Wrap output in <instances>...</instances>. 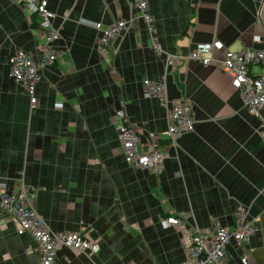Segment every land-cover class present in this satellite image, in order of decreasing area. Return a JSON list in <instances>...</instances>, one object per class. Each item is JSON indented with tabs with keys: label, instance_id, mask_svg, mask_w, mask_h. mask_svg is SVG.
Returning <instances> with one entry per match:
<instances>
[{
	"label": "crops",
	"instance_id": "obj_1",
	"mask_svg": "<svg viewBox=\"0 0 264 264\" xmlns=\"http://www.w3.org/2000/svg\"><path fill=\"white\" fill-rule=\"evenodd\" d=\"M261 1L148 0L149 32L130 0H48L59 57L39 70L31 109L7 60L19 50L41 57L38 17L19 0H0V182L11 191L22 179L51 232H75L99 246L90 257L62 247L58 264H181L193 228H231L238 207L254 232L245 249L227 246L225 264L243 256L264 264V106L251 115L219 68L189 58L166 65L167 56H186L201 42L250 47L252 35L264 37ZM119 20L127 27L97 47L93 25ZM145 79L164 85L167 102L143 97ZM176 99L188 104L193 129L169 141L165 108ZM118 110L143 148L157 143L165 154L159 172L124 161ZM17 229L0 208V264H39L33 238Z\"/></svg>",
	"mask_w": 264,
	"mask_h": 264
},
{
	"label": "built area",
	"instance_id": "obj_2",
	"mask_svg": "<svg viewBox=\"0 0 264 264\" xmlns=\"http://www.w3.org/2000/svg\"><path fill=\"white\" fill-rule=\"evenodd\" d=\"M130 2L142 18L146 29L152 32L153 18L149 14L148 0H130ZM19 4L24 10L34 12L38 17L39 41L36 44V52L41 57L35 60L33 55L19 50L8 57L7 63L9 76L28 94L29 106L32 109L37 104L35 85L39 79V70L53 65L59 57V53L52 47L59 33L52 25L53 13L48 8V0H19ZM263 11L264 0L261 1L259 12ZM126 27L127 23L123 20L108 26L95 23L93 28L99 32L96 46L104 48ZM250 39L251 46L241 51L224 49L223 44L217 40L201 42L195 44L186 56H167L166 65L172 68L175 59L189 58L203 66L219 68L229 78L231 87L238 91L242 105L251 115L259 116V111L264 106V37L254 34ZM149 45L156 54L161 53L153 37ZM252 67H258L259 72L252 73L250 70ZM142 93L144 98L155 97L159 102H167L165 87L161 82L143 80ZM169 103V107L166 104L165 108L164 135L167 140L173 141L179 134L193 129V120L185 101L176 99ZM115 117L117 139L126 164L140 170L159 172L163 166L164 154L158 144L143 148L138 132L127 123L124 112L116 111ZM261 127L258 135L264 141V121L261 122ZM16 189L15 192L8 191L5 184L0 182V208L16 220L18 234L28 233L33 238L39 264H58L57 251L62 247L85 253L89 257L98 252V244L78 233L51 232L33 207L35 190L27 188L22 179ZM241 210V207L237 208L231 228L221 227L215 223L212 229L203 231L195 226L188 236V245L181 264H225L226 248L230 243H235L239 249H245L254 229L247 213ZM166 223L179 225L185 231L178 219L168 218ZM247 259V256L241 257V264H247Z\"/></svg>",
	"mask_w": 264,
	"mask_h": 264
},
{
	"label": "rangeland",
	"instance_id": "obj_3",
	"mask_svg": "<svg viewBox=\"0 0 264 264\" xmlns=\"http://www.w3.org/2000/svg\"><path fill=\"white\" fill-rule=\"evenodd\" d=\"M179 100H181V101H183L182 99H179ZM260 137V136H259ZM261 139V138H260ZM262 140V139H261ZM263 141V140H262ZM263 143H264V141H263ZM21 178V177H20ZM17 187V186H16ZM30 189H32V188H30ZM34 189V188H33ZM11 191H13V192H15V191H17V189H14V190H11ZM241 211H244L245 212V210H244V208H242L241 207ZM2 210V209H1ZM3 212V211H2ZM6 214V213H5ZM7 215V214H6ZM7 216H9V215H7ZM9 217H11V216H9ZM80 253H82V252H80ZM82 254H85V253H82ZM240 263H241V259H240Z\"/></svg>",
	"mask_w": 264,
	"mask_h": 264
},
{
	"label": "bare ground",
	"instance_id": "obj_4",
	"mask_svg": "<svg viewBox=\"0 0 264 264\" xmlns=\"http://www.w3.org/2000/svg\"><path fill=\"white\" fill-rule=\"evenodd\" d=\"M35 97H36V96H35ZM162 160H163V162H164V160H165V154H164V157H163V159H162Z\"/></svg>",
	"mask_w": 264,
	"mask_h": 264
}]
</instances>
